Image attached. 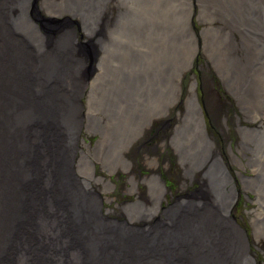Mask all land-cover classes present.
Segmentation results:
<instances>
[{"label": "rangeland", "instance_id": "1", "mask_svg": "<svg viewBox=\"0 0 264 264\" xmlns=\"http://www.w3.org/2000/svg\"><path fill=\"white\" fill-rule=\"evenodd\" d=\"M33 1L28 0V19L37 30L34 32L40 37L35 34L33 38L27 36V32L25 31L29 23L25 20L27 18L25 11L22 14V22L24 21L23 23H25L24 29L22 32L18 31L14 37L18 36V38L27 40L28 43L32 39L35 42L36 52L38 45L41 46L42 50L47 49L44 50L46 52L45 57L48 53L47 51L51 50V48H58L57 40L62 32L65 31L66 35L73 42V45H69L65 50L68 54L66 62L68 63L69 57L72 55L71 61L73 63V67L69 66L65 81V87L69 90L68 93L70 95L67 108L70 105L72 113L70 116L69 111L66 109V119L62 123L69 126L71 121L72 125L78 128L74 133H70V137L64 135V127H62V131L58 135L56 128L59 125L55 122L54 125L46 124L41 126V128L38 126L32 128L31 132L35 134L39 133L40 139L34 137L36 142L31 137V141L34 142L33 148L35 147V152L30 155L29 159L31 161L34 159L37 168L44 158L53 157L56 165L62 163V166L67 169L66 173L69 179L71 178L70 171H72L70 168L73 169L75 167L73 171L76 172L79 180L76 177H72L70 180L68 179V182L65 172L58 174L56 170L52 174L51 170H49L44 178L46 184L42 186L41 192H37L36 190L34 192V188L31 189L32 195L36 193L35 198L37 200H32V205L27 206L23 211L24 214L26 213L27 218L21 220L20 226L23 227L19 231L20 237L16 242V233L14 236L15 244L7 245L6 254L4 253L0 257L2 264H63L60 262V256L53 255V248L57 240L66 238L64 235L68 236L73 242L74 255L80 252L79 255L84 254L89 259L88 252H90V246L87 245L86 240L84 241L80 236L78 237L81 227L87 228L88 225H91L89 219L99 221L102 223V226L104 225L102 229L104 234L109 236L110 247L116 243L112 239L113 235L116 237L125 236L129 230L132 231L129 226H123L118 221H110L109 224H106V218H104V214L100 208L102 198L96 194L92 197L90 191L95 181L100 182L103 187L107 186L110 188L108 185L110 179L104 180V177L97 175L95 172V167H98L97 163L106 165V169L110 173H113L118 168H124L127 165L131 167L130 163L124 161L128 155V158L131 157L134 164L138 163L136 160H142L143 153L141 152H144L143 148L134 147L132 154H128V148L133 145V135L140 133L143 126L149 124L153 113H158L157 110H160L162 115L166 114V116L169 111L171 113L177 112L178 122L175 123V120L170 129L171 133L173 131L175 133L169 139L172 141L174 151L177 152L179 162L185 158V154L189 155L190 162L184 159L186 162L183 161L176 164L175 174L170 176L172 181L174 179L177 181L178 176L183 173L182 171H186V166L191 165L193 154L197 153L198 148L196 145L200 144L199 141H211L213 152L215 153L214 140L210 139L202 128L204 121L202 122L200 118L199 105L207 110V113L205 111L208 116V118L206 116L205 122L207 128L224 130L226 151H228V144L232 148L235 149L236 147L238 149L236 154L240 160L234 153L230 152L229 157L225 158V170L228 169L234 173V170H232L234 166L230 169L227 166L230 159L233 164L236 161L238 169H240L245 160L242 158L247 157L246 149L251 150L254 148L252 141L264 140V45L260 48L261 44L257 38H255V43L245 40L252 34L249 33L253 26L250 24L257 22L249 21V19L244 18L247 17L246 15L242 16L237 13L228 17L229 20H224L222 16L227 13L229 14L232 8L236 11L240 6L238 3L241 0H121L120 2L112 0L110 4L111 8L107 10V13L111 17V20L108 21L110 25H107L110 31L108 30L106 38H103V46L106 49V53H104V57L101 58V62L98 65L97 74L92 78L88 77L89 80L85 76H82L84 71L79 69V64L82 66L87 61H85L84 56L80 55V50L75 45L76 39H78L75 31L67 28V26H63L51 38L34 21L38 13L42 17L46 14L44 15L46 20H49L48 18H55L56 20L68 18L67 5L69 3L73 5V8H75L74 12L78 14L79 9L77 7L79 6L77 5H80L79 0H39L36 7H33ZM257 5L259 6V4ZM230 7L232 8L230 9ZM241 7L243 8V6H240L239 9ZM261 7L260 9L263 12L260 15L263 16L264 4ZM69 11H72V9ZM257 25L264 27V24L257 23ZM258 33L256 37L264 39V33L262 31ZM92 37H95V34ZM28 43H25L27 48ZM245 44L249 51L248 58H244ZM40 53L36 57L37 64L43 54L42 52ZM237 60L238 62H242L241 64L245 65L247 63L251 67L248 65V67L239 70L238 64L235 63ZM226 63L233 64L229 70ZM43 80L45 81L46 79L44 78ZM48 83L44 82L42 83L43 85H40L37 99H40L44 95V90L50 89V84ZM191 95H193V98L190 99ZM80 96H84L82 101L86 105L85 108L82 102L78 101L79 105L73 102L74 98L80 100ZM171 104L173 105L169 107ZM71 105H73V109ZM79 106L82 107L84 117H82ZM189 106L191 110L188 109ZM81 118H88V122H91L96 126L95 129H97L94 131V126H91V124L85 127L86 129L90 128V132L93 131L88 133L89 136L86 138V141H92L91 143L94 146H91L87 152L81 149V143L84 144L83 137L79 135L80 128L84 125L81 122ZM85 132L87 133V131ZM78 137L80 140H77ZM191 141L196 142V144ZM61 147H64V151L56 152ZM181 147L183 148L178 150ZM36 149L40 152L39 156L36 154ZM91 150L92 154H89L88 157L86 153H89ZM168 152L171 154L170 150ZM257 152V157L255 156L256 160L251 165L254 170L251 171L249 168L250 172L248 173L247 166L244 168L249 176H245L243 171L240 172L241 181L243 182L241 185L246 191V196L241 191L238 200L236 199L239 203L237 202L238 204L233 206L231 211L236 221L243 225L248 232L251 246L245 239H242L243 236L240 233L238 234L235 231H233L228 240L231 242L232 239L237 242L236 245L239 250H241L239 244L241 240L242 247L247 249H242L244 253L241 250L240 254L248 255L247 258L252 255L253 261H257L258 259L259 263L264 264V177L261 180L257 175L264 170V155L261 151ZM216 155L218 160H221V156L217 153ZM146 160L150 165L155 164L152 159ZM71 161L73 167L72 165L70 167ZM121 163H124V165L121 166ZM236 171L239 172L240 170ZM192 173L189 174L193 177L200 174L199 181L205 184L203 182L204 171L202 169L197 168ZM157 174L151 175L155 179L157 177L160 179V175L158 176ZM62 176L65 181L63 178H59ZM147 177L146 175L144 179H147ZM129 178L133 179L134 184L136 183L137 175H135L134 179L133 175L129 174ZM129 178L128 182L133 187L134 184L129 181ZM38 179L37 181H39ZM75 179L80 182V185ZM66 181L69 183L68 185ZM248 181L251 183L249 184ZM230 182L229 185L230 188L232 187V193L235 192L237 195L239 181L236 180L237 183L235 185L234 180L230 177ZM62 184H64V188H68L66 202L63 201L64 194H62L61 198L58 197L59 192L62 191L61 189H64L60 188V186L63 187ZM205 187L213 195L216 194L212 191L214 190L213 187L210 188L209 185H205ZM30 188L31 186L27 188L28 191L24 198V203H27L30 198ZM51 188L54 190L51 191ZM79 193L90 204L84 203ZM77 195L79 198L76 197ZM53 196L57 197L55 199L59 203L55 204L53 202ZM103 197L108 199L105 195ZM217 198L219 197L217 196ZM257 198L260 202L256 200ZM39 201L40 203H37ZM91 201L95 204L94 213L90 211ZM218 201L216 207L211 204L208 211L210 219L214 221L215 219H221H219V222H222L221 232L224 234L225 220L227 221V219L224 216V212H222L223 208L221 210L218 209V206H221L224 200ZM224 204L226 202L223 203V206H225ZM236 207L238 209L235 210ZM176 208L177 204L175 203L170 210L174 218L177 216L175 212ZM170 211L166 212V218L170 216ZM54 213L58 214L56 219H54ZM43 214L52 215L49 218V222L45 220V216L41 218ZM63 214L65 217H62L63 221L60 223L59 217ZM70 220L73 221L71 222ZM52 221H54V228L50 225ZM43 223L49 225L50 230L47 232H53V235H49V239L52 238L50 243L47 242L49 239L42 230ZM121 227L128 229L127 231L126 229L121 231ZM61 235L63 236L62 238ZM105 241L101 242L104 244ZM13 244L15 248L12 247L14 246ZM249 246L254 252L249 249ZM17 248L21 249L20 252L17 251ZM90 254L92 256V252ZM254 254H257V256H254ZM91 261L93 264L94 261Z\"/></svg>", "mask_w": 264, "mask_h": 264}, {"label": "bare ground", "instance_id": "2", "mask_svg": "<svg viewBox=\"0 0 264 264\" xmlns=\"http://www.w3.org/2000/svg\"><path fill=\"white\" fill-rule=\"evenodd\" d=\"M27 7H28V0H0V257L2 256V254H4L6 252L7 245L14 243L15 234L17 233L16 242L20 237L19 231L23 227V226H20L21 220L27 218L25 215L26 213L24 214L23 211L25 210V208L27 206L32 205V203H33L32 200L36 199L35 198L36 193L32 195L31 189L34 188V192H35V190L37 192H41L40 190H41L42 186L44 184H46L44 178L46 176V173L49 170H51L52 174L55 173L56 170H57L56 173L63 174L66 170L65 167L62 166V163H60L59 165H56V163H55L56 161H54L53 157L44 158L42 163H40L39 166L36 168V164H35L34 159L31 161L29 159V157L32 153L35 152L34 151L35 147L33 148L34 142L31 141V137H33V139H35V138L40 139L39 133L35 134V133L31 132L32 128H35L37 126L41 128V126H44L46 124L54 125V122H55L57 125H59V127L56 128V130L58 131V135H59L62 131V126L60 125L59 122L62 123L65 121V119H66L65 110L66 109L69 111V114L71 116L72 111H70V105L67 108L68 99L70 98V95L68 93L69 90L65 87V81H66V78L68 75L67 73L69 71V68L73 67V63L71 61L72 55L69 57V61H68L69 65L66 62L68 59V54H67V51H65V50L69 47V45H73V42L69 39L68 35H66L65 31L62 32V34L59 36V38L57 40L58 41V44H57L58 48L57 47H55V49L51 48V50L47 51L48 53L46 55V57H47L46 58L45 57L46 52H44V50H47V49L42 50L41 46L38 45V50L36 52L35 42H33L32 39L28 43L27 40H25V39L18 38V36L14 37L18 31L22 32L24 29L25 23H23L24 21L22 22V14L24 11L26 12V15H27V18L25 20L29 23L28 24L29 29L25 27L26 28L25 32H27V36H29L30 38L31 37L33 38L34 34L39 36L36 32H34V31H37L36 28L34 27V25L29 22V19H28L29 13L27 11L28 10ZM34 40H35V38H34ZM25 43H28L27 44L28 48L25 45ZM38 43H40V42L38 41ZM44 43H45V41H44ZM54 46H56V45H54ZM40 52H42L43 54H42V57H40V61L37 64L36 63L37 62L36 57L38 54H41ZM54 75H56V76H54ZM44 78L46 79L45 81L43 80ZM44 82H49L48 84H50V89L47 91L44 90V95L43 96L41 95L42 97L40 99H37V95H38L39 90H40L39 87ZM46 86L48 87V85H46ZM191 98H193V95H191L190 99ZM71 107L73 109V105H71ZM188 109L191 110L190 106L188 107ZM68 115H67V117H68ZM66 125H68V124H66ZM44 131H46V130H44ZM244 136H246V135L244 134ZM53 138H55V136H53ZM176 139H178V138H176ZM35 141H36V139H35ZM191 142H193V141H191ZM199 142H200V144L196 145V147L198 148L196 151L197 153L193 154V160H191L192 161L191 165L186 166L185 172L188 174V173H192L193 171H196L197 168L202 169V171H204V174H203L204 181L203 182L205 183V185H209L210 188L213 187L214 190H212V191H214L216 194H218L217 195L218 197L222 193L225 195L226 191L228 193L231 192L232 187L230 188L229 184L226 185V182L228 181L227 180L228 178L226 175V170L223 167V165L221 164L222 163L221 160H218L216 153L213 152V145H212L211 141L209 142L207 140H205V141L201 140ZM177 143H179V142H177ZM193 143L196 144V142H193ZM182 148L183 147L178 148V150L182 149ZM58 151H64V147L57 149L56 152H58ZM242 151H244V150H242ZM59 154H61V153H59ZM188 156L185 154V158L182 157L183 159L181 158L182 161H180V162H183L184 159H187L189 161ZM248 158L250 159V157H248ZM235 159H236V157H235ZM251 159H250V161H251ZM184 162H186V161H184ZM219 162H221V163H219ZM186 164H188V163H186ZM235 164H236V161H235ZM71 165H72V161L70 163V167H71ZM204 167H205V169H204ZM227 173H229V172H227ZM231 174H232V176L230 175V177L232 178V180H234L235 176L233 173H231ZM152 175H151V177L153 179ZM38 176L40 177V179H38L39 178ZM70 176H71V178L76 177L79 180V177L76 175L75 171H74V173H73V171H70ZM36 178L39 181H37ZM59 178H63V176L59 177ZM63 180H64V178H63ZM131 180H132V182H134L133 179L129 178L130 182H131ZM75 181H76V179H75ZM76 182H78V184L80 185L79 181H76ZM234 183L236 185V183H237L236 180H234ZM63 185L64 184H62V186ZM79 185H77V186H79ZM30 186H31V188L29 190V192L31 191L30 198L27 201V203H24V201H25L24 198H25L27 191H28L27 188ZM63 187L60 186V188H63ZM163 187L164 186H162L163 190L160 189V190H162V192H164ZM41 194H43V193H41ZM79 195H80V198L82 199V201L84 203L90 204L88 202V200H85L83 198L81 193H79ZM69 196H70V193H69ZM76 197L79 198L78 195ZM55 198H57V197H55ZM221 200H224V202H225V198L224 199L221 198ZM42 202H44V201H42ZM53 202H55V201L53 200ZM37 203H40V201ZM77 203H79V202H77ZM226 204H224V205H226ZM42 205H43V203H42ZM84 206H85V204H84ZM78 208H80V207H78ZM221 208H222V206H221ZM68 209H70V208L68 207ZM135 210L136 209H134V211ZM76 213H77V211H76ZM141 213H143V212H141ZM139 215H140V213H139ZM43 216H45V218H46L45 220H47V222H49V218L52 217V215H50V214H43L41 216V218ZM63 216H64V214L62 215V217ZM219 219H218V221H219ZM86 220H88V219H86ZM89 221H90L91 225H88L87 228L81 227V229H79V230H81L84 233L86 230L88 231L90 237L87 240L84 238L83 233L80 236L82 237V240L87 241V243H88L87 245L90 246L89 251L92 252V256H91L90 252H88L89 259L86 256H84V254L79 255L80 252L75 253V255H74V253H73L74 249L73 250L69 249L70 246L72 248H74V244L68 236L64 235L66 238L57 240L56 244L54 245V248H53L54 249L53 255L54 256H60V262L61 263H63V264H92L91 260H93L94 261L93 264H101V263H103V260L99 259V257L97 256L98 254L101 258V257H105V255L103 254L104 252L110 251L111 255H115L120 250H123V249H120L118 247L117 248L112 247L110 250L109 249L103 250L102 248H106L105 245L101 242V241H104L103 238H106V235L104 234L103 229H102L104 225L102 226L101 222L94 221L93 219H89ZM256 222H258V221H256ZM254 223H255V221H254ZM50 225L52 226V228H54V221H52ZM42 226H43V228H42L43 232L47 235V238L49 239V237H50L49 235L52 234L53 232L52 233L47 232L50 230L49 225L43 223ZM58 227H59V225H58ZM81 231L79 233H81ZM62 235H61V238L63 237ZM112 237H113L112 239H114L116 242L118 240L120 241V240L124 239L123 235L117 236V237L115 235H113ZM51 239H49L47 242L50 243ZM95 239L97 240L96 242H95ZM231 241H232V243H234V247L236 248V250L239 253H241L242 249L243 250L247 249V248L244 249L242 247L241 240L239 241V244L241 246V248H240L241 250H239V248L237 247V245H236L237 242H235L232 239H231ZM57 242H58V245H57ZM31 243H33V242H31ZM80 243H82V242L80 241ZM12 247L15 248V245ZM113 248H115V249H113ZM20 250L21 249L17 248L18 252H20ZM76 250H78V249H76ZM243 250H242V252L244 253ZM14 253H15V251H14ZM72 254H73V256H72ZM8 258H9V256H8ZM103 259H104V261H106V257ZM20 261H21V259H20ZM0 264H2V261L0 262Z\"/></svg>", "mask_w": 264, "mask_h": 264}, {"label": "water", "instance_id": "3", "mask_svg": "<svg viewBox=\"0 0 264 264\" xmlns=\"http://www.w3.org/2000/svg\"><path fill=\"white\" fill-rule=\"evenodd\" d=\"M111 1L112 0H79L80 5H77L79 6L77 7L79 9L78 14L74 12L75 8H73V5H70L69 3V5H67V13L69 14V16L68 18L65 17L64 20H56L55 18H48L49 20H46L44 16L46 14H44L42 17L39 15L40 13L36 15V18H34V21H36V25L41 30H44L45 34L51 38L54 37V35L59 32L58 29L63 26H67V28L75 31V35H78V39H76L77 42L75 45L77 46L78 50H80V55L84 56L85 61H87L86 64L82 66L79 64V69L81 71H84V74H82V76H85L88 80V77L92 78L95 74H97L98 65L101 62V58L104 57V53H106V49H104L103 46V38H106L107 31H110V29L107 28V25L109 24L108 21L111 20V17L107 13V10H110L111 8ZM120 1L121 0H116L115 2ZM37 3L38 1L34 0L32 3L33 7H36ZM117 4L119 7H121L119 3ZM238 4L240 6H243V8L241 7L239 9V6V10L237 9L235 11L232 7H230V9H232L230 10L229 14L227 13L226 15H222L224 20H229L228 17H230L234 13H237L242 16L246 15L247 17L244 18L249 19V21H256L259 24H264V15H260L263 12L260 9L262 8V4H264L263 0H241ZM257 4H259V6ZM71 9L72 11H69ZM117 15H119V13H117ZM257 23L250 24L253 25L251 28L253 31L250 30L249 33L252 34L245 40L255 43V38H257L261 44L260 48H262V46L264 45V39L256 37V34H259L258 32L261 31L262 33H264V27L262 25H257ZM254 30L256 31L254 32ZM94 34L95 37H92ZM248 52V48L245 44L244 58L247 57V55L249 54ZM235 63L238 64L239 70H242V68H246L249 65L247 63L245 65L241 64L242 62H238V60ZM228 64L226 63V66L229 70L233 64ZM249 66L251 67V65ZM84 96H80V100L78 98H74L73 102L78 105V101L80 103H83L82 98ZM85 106L86 105L84 104V108ZM79 109L82 117H84L82 107L79 106ZM88 120V118H81V122L82 124H84L80 128L79 135L81 137V134L82 132H85L84 130L87 125L91 124V126H94L91 122H88ZM59 123L60 125H62V127H64L63 132L67 137H70V133H74L78 128H75V126L72 125L71 121L69 126L61 122ZM95 127L96 126L93 127L94 131L97 130L95 129ZM86 130L90 131V128ZM78 139L79 137L77 138V140ZM252 145L254 148L250 150V158L252 159L249 162V166H251L252 163L254 164L258 153L257 151H261L264 155V140L252 141ZM38 152L39 150H36L37 155H39L40 153ZM89 154H92V150L89 152ZM87 156L89 157V155ZM66 170L65 175L67 178ZM70 170H75V167H73V169L70 168ZM231 173V170H226V175L228 178L227 180L229 182L230 175L232 176ZM257 175L261 180H263L264 170L259 172ZM67 181L66 184L68 185ZM228 181L226 182V185L229 184ZM244 186L246 185L244 184ZM53 190L54 189L51 188V191ZM66 192L67 189L64 188L61 192H59L58 196L59 198H61L62 194H64V202L67 201ZM217 195L218 194L213 195L212 192L210 193L209 190L206 189L205 184L201 183L192 192H189V195L184 197V199H178V202H176L177 208L175 211L177 213L176 218L173 217V213L172 211H170V206L166 210V212L170 211V216L167 219H161L160 217L153 221H149L148 223L142 224L119 222L121 225L129 226L132 229V231L129 230L127 234L123 236L124 239L122 241L118 240L112 246L115 248L118 247L123 250H120L115 255H111L110 251L104 252L103 254L106 257V263L103 259L105 257L100 258L99 254L97 256L100 260H103L102 264H261L259 263L258 259L257 261H253L252 255L249 258H247V255L245 254L241 255L234 247V243L228 240L231 237L232 232L235 231L237 233H240V235L243 236V239H245L251 246V243L249 242L248 232L243 225L236 221L234 214L231 212L233 206H235V204L237 203L236 193H232V191L228 193L226 191V194H220L219 198H217ZM221 198H225V202L227 203L225 206H223V204L221 205L223 208L222 212H224V216L227 219V221L225 220L226 235L225 233L223 234L221 232V223L217 219H215V221L210 219V213L208 211L209 206L212 204L214 207H216L218 203L217 201L221 200ZM52 199L55 201V204L59 203V201L55 199V196H53ZM256 200L260 202L258 198ZM221 206H218L219 210H221ZM91 208L92 209L90 211L94 213L95 204L93 202ZM54 216L56 219V216H58V214L56 213ZM104 218H106V224H109V222L112 221V219L108 218L107 215H104ZM61 221H63L62 216L59 217V222L61 223ZM142 222H145L144 219L142 220ZM124 229H126L127 231L128 228L121 227V231H123ZM82 233L86 240L90 237L87 230L85 231V233H79L78 237L82 235ZM80 238L82 237L80 236ZM103 239L106 240L104 244L107 248L102 249L110 250L112 247H110L109 236L106 235V238ZM250 246L249 249H251ZM69 249L73 250L71 246L69 247ZM254 256H257V254H254Z\"/></svg>", "mask_w": 264, "mask_h": 264}, {"label": "flooded vegetation", "instance_id": "4", "mask_svg": "<svg viewBox=\"0 0 264 264\" xmlns=\"http://www.w3.org/2000/svg\"><path fill=\"white\" fill-rule=\"evenodd\" d=\"M195 98L197 97L195 96ZM196 101L198 102V100ZM173 104H171L169 107H171ZM198 108H200V118L202 119V122L204 121V126L202 127L205 131L204 133L208 134L209 138L214 140L215 153L221 156V160L223 161L221 162L225 167V158L229 157L230 152L234 153L237 156L236 152H238V149L236 147L234 149L230 144H228V151H226V138L223 133L224 130H220L218 128L212 130L211 127L207 128L205 124L207 110H205V108L200 105ZM157 111L158 113H153L149 124H147V126H143V129L140 131V133L133 135V145L128 148V154H132L134 147L143 148L144 152H141L143 153V157H141L142 160H136V162L138 163L134 164L132 158H128V155L127 157H125L124 161L130 163L131 167L127 165V167L118 168L113 173H110L106 169V165L104 164L100 165L97 163L98 167H95V172L97 173V175L104 177V180L110 179V182L108 183L110 188L105 185V187H103L100 182L95 181L90 192L92 193V197L96 194L102 198V200L100 201V208L102 210V213L104 215H107V217L112 219V221L114 222L118 221L129 222L132 224H142L148 223L149 221H153L160 217L161 219H167V216L165 214L168 207H172L174 203L178 202V199H184V197L189 195V192H192L201 184V182L199 181V173V175L193 177L191 176V174H187L186 172L182 171L183 173L178 176L177 181L175 179L173 181L170 179V176L172 174H175V166L179 162L177 158V152L174 151L172 141L171 139H169V137L175 133L174 131L171 133L170 129L175 120V123L178 122V115L176 114V111L172 113L169 111L167 116L166 114L162 115V112L160 110ZM83 135V141L85 145L83 143L81 145H84V151L90 150L91 146L94 145L93 143H91L92 141H86V138H88L89 134L84 133ZM168 150H170L171 154L168 152ZM86 154L89 155V153ZM246 154L247 157L242 158L245 160L240 169H238L237 164L235 165L231 162V159L227 163L229 169L234 166V169L232 168V170H234L235 172L233 173L235 176L234 180L239 181V188H237V200L239 198V195L241 194V191L244 195L246 193L244 188H242L243 186L241 185V183L243 182L241 181L240 172L243 171L245 176H249L247 175V171L244 169L246 166L248 169V173L250 172V169L251 171H253V169L249 166V163H247L249 162L248 157L251 156L250 150L247 149ZM146 159H152L153 163L155 164L150 165ZM122 165H124V163H121V166ZM236 170L240 171L237 172ZM157 173L158 175H160V179L150 178L151 174ZM129 174L133 175L134 179L135 175H137L135 184L131 180V182L134 184L133 187L128 182ZM146 175L148 177L147 179H144ZM162 176L163 178L161 180ZM161 185L164 186V192H162L163 189ZM104 195L108 197V199L104 198ZM134 209L136 210L134 211ZM236 209H238V207H236L235 210ZM143 219L145 222H142Z\"/></svg>", "mask_w": 264, "mask_h": 264}]
</instances>
